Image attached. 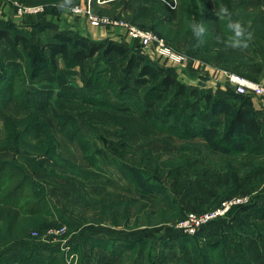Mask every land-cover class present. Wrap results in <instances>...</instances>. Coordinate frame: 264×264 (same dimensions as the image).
<instances>
[{"label": "rangeland", "instance_id": "rangeland-1", "mask_svg": "<svg viewBox=\"0 0 264 264\" xmlns=\"http://www.w3.org/2000/svg\"><path fill=\"white\" fill-rule=\"evenodd\" d=\"M89 1L98 16L149 29L179 51L192 47L182 36L174 38L170 34L172 41L165 37L169 35V14L147 0L150 9L163 16L166 27L153 26L157 17L151 13L127 17L131 0H72V6L64 13L56 7L62 0H0V14L7 18L0 21V27L8 29L12 36L22 30L30 32L27 46L32 54L46 40H52L60 22L73 25L76 33L80 24L71 18L75 15L73 8ZM27 5L44 9L30 19L29 13L18 11ZM180 5L186 6L181 1ZM82 21L84 26L92 27L88 18L83 17ZM27 24L29 27H24ZM104 27L107 26L99 29ZM79 30L77 36L93 38V27ZM100 41L119 42L113 38ZM2 44L9 45L0 43V164L10 177L14 176L11 184L21 183L23 187L19 194H13L12 186L3 178L0 196L12 202L11 198H40L49 214L42 215L39 226L16 239L9 250L4 249L5 243L0 239V264H13L15 256L10 251L24 245L43 246L44 252L50 250L49 264H119L106 257L110 250L107 242L127 246L126 264H264V259H252L254 253H250L251 260L244 258L246 248L238 247L242 239L236 230V215L217 216L191 234L179 229V224L192 213L215 212L240 191L257 196L261 200L257 207H262L260 214L263 213L264 154H256L253 146L242 140H221L227 116L249 104L248 98H237L230 90L209 91L224 103L216 107L223 112H218L214 122L208 124L183 109L185 95H178L175 87L164 93L160 81L137 85V72L127 69L126 58L101 51L87 60L90 68L84 77L81 71L76 77L79 67L65 66L63 75L61 70L43 69L38 78L26 83L18 77L3 82L4 73L11 70L7 63L18 61L27 67L30 55L22 44L9 45V51ZM247 49L229 51L227 56H220L215 48L199 53L220 61V65L236 63L232 71L244 72L249 61L242 56H248ZM15 52L18 56H12ZM4 56L12 57L5 60ZM159 74L163 76V70ZM67 86H74V92H69ZM26 89L32 94L49 90L50 94L26 97ZM199 91L207 92L200 88ZM150 100L163 112V121L155 127L141 115ZM9 117L39 125L26 133L27 128L21 124L13 128L16 122ZM5 186L10 188L6 195L1 194ZM10 212L20 210L0 198V215ZM256 225L261 227L263 223ZM62 227L64 231L60 233L51 232ZM105 230L119 235L106 240L103 234H110ZM121 234H127L125 239L120 238ZM86 246H91L90 250ZM85 255L89 256L87 262ZM30 259L24 251L19 262Z\"/></svg>", "mask_w": 264, "mask_h": 264}, {"label": "trees", "instance_id": "trees-1", "mask_svg": "<svg viewBox=\"0 0 264 264\" xmlns=\"http://www.w3.org/2000/svg\"><path fill=\"white\" fill-rule=\"evenodd\" d=\"M180 1L186 5L185 7L184 5H181L183 10V22L177 29L168 26L169 35L167 33L165 37L169 38L168 36H170V34H173L174 38H177L179 36L184 37L183 41H185L187 44L192 45L189 50L196 56H203L199 52H205L204 50L211 51L214 48L215 50H218L220 52V56H227L229 51L231 52L235 50L225 47L223 43L218 42V40L215 38L216 30L212 26L208 13L198 12L200 0ZM215 2L217 7L219 5H226L232 12V19L242 20L246 27L247 20L252 21L249 30L256 31L253 29L255 26H258L257 24H259L257 16H250V19L239 17L237 12L235 11V8L233 7L232 0H215ZM203 4L205 6V1H203ZM163 20L157 18V22L155 21L153 26L166 27V23H164ZM193 21L202 22L206 28L205 35L200 39H197L191 31L190 26ZM219 21L224 33L227 34L225 35V39H227L230 33V30L227 28V18L224 20L219 19ZM224 21H226V23H224ZM171 39L172 38H169L170 41H172ZM2 40H5L12 47H17V45L22 44L24 52H27V55H30L28 56L29 62L27 67L25 63L18 61H9L7 63V66L11 70H7L4 73L6 74V76H4V78H1V81L3 80V82L10 80V78L13 80L14 78L18 77L20 80L26 83L30 80H35L36 78H38L40 72L43 69L56 71L58 68L59 56L62 58L66 67L71 68L79 66L84 77L86 69L90 68L87 64V60L89 58L95 56V54H97L99 51H101V53H103L104 55H109L112 52H116L121 57L126 58L128 70H136L137 74L135 76V84H143L144 86H147V84H150L151 82L160 81V85L164 87V93H167L171 89V87H175L176 93L178 95H185L183 109L189 111L190 113H193V116L200 117L201 120L208 124H212L214 122L215 116L218 112H223V110H216V107H219L224 103V100L222 98L217 97L209 92H205L204 94H202L199 91V88L196 87H188L177 77L168 74L158 66L147 62L143 56L139 55L136 52V50H133L126 45L114 41L103 42L88 38H77L65 33H59L56 34L52 38V40H46L41 48H38L35 52L30 54L28 53L29 49L27 46L28 39L20 33H16L12 36L8 29H0V42ZM205 58L209 59L207 57ZM162 70L164 73L163 76L159 74V72ZM8 71L10 72L7 73ZM87 87L90 88V84H87ZM153 89L156 90L157 88ZM230 91H233L235 94H237V98L246 99L248 97L245 96H249L237 93L234 88H231ZM45 93L50 94L49 90L37 91L34 94L37 95ZM23 94H27L26 97L35 98V95L32 94L28 89L24 90ZM36 98H38V96ZM10 99L16 100L17 98L12 97ZM18 101L19 100L17 99V102ZM38 105L39 107L44 106L43 104ZM208 109L212 110V112H208ZM162 113L163 112L162 110H159L157 103L153 100H150L147 102V107L144 109L141 115L147 122L155 127L157 122L163 121L161 119ZM10 119H12L14 123L16 122V125L13 128H16L17 124H21L24 126V129L27 128L25 130L26 133H28L33 127L34 130H36L39 125L34 121L33 123H31L26 119L15 120L9 117V120ZM31 124L33 126H31ZM10 130L12 132V129ZM236 139L242 140V142H246L249 145H252V151L256 152V154H264V135L262 129L256 118L249 115V113L243 110L242 107L238 108L234 114L227 116V123L223 132V138L221 140L228 141ZM5 169L6 168L3 167V164H0V183L4 178L5 181H7L9 185L12 186V193L19 194L23 185L21 183H15L12 185L11 180L14 176L10 177V175L5 172ZM7 189L10 188H7V186H5L1 194L6 195ZM237 194L244 193H241L240 191L234 195ZM0 198L1 201H3L5 204H13L20 210L19 213L10 212L3 217L0 216V239H2L5 243L3 246L4 249L9 250L17 241L16 239H22L24 237V234L28 230H30L32 227L39 226V224L42 222L41 216H45L49 213L47 210H45L46 204L42 203V200L40 198H24V200L11 198L12 200H14V202L9 201L7 198H3L1 196ZM259 202L260 199L257 196L252 195L251 200L248 203L233 206L228 213L231 215H236L235 217L237 218V216L242 212H245L248 209H253L255 206H257V204H259ZM245 217H248V212ZM240 219L242 220V215H240ZM256 224L257 223H255V225L251 223V226H254L255 231L262 230V226L260 227ZM15 231L16 236L13 235ZM30 261L31 260H27L25 262L20 261V263L28 264Z\"/></svg>", "mask_w": 264, "mask_h": 264}, {"label": "crops", "instance_id": "crops-1", "mask_svg": "<svg viewBox=\"0 0 264 264\" xmlns=\"http://www.w3.org/2000/svg\"><path fill=\"white\" fill-rule=\"evenodd\" d=\"M147 1L151 2V3L155 2L158 6L160 5L164 10H167V12L169 14V19H170V23L168 25L170 27L177 29L182 24V22H183V15H182L183 10H182V7L180 5V0H147ZM203 1H205V6L203 4ZM129 2H130V3H128L129 8L125 12L127 14V17H132L136 13H142V15H143V13L145 15H149V13H151L152 16L163 19V16H160V14H158L157 10L153 11L150 9L149 5L146 3L145 0H136V1L131 0ZM175 3L177 6L173 7ZM232 4H233V7L235 8V11L239 15V17H243L244 19H250L251 18L250 16H257L258 21H259V24H257L258 26L257 27L255 26L253 29L256 31H252L254 34V39L249 44L251 48L247 49L246 53L248 56H242V58L244 60L249 61L247 68L243 69L246 71H244V72L240 71V72H235V73H239V74L244 75L250 79H253L255 81H258V82L264 84V57H261V56H264V0H232ZM216 7H217V5H216L215 0H200L199 6H198V12L199 13L200 12L201 13H203V12L208 13L210 21L212 23V26L216 30V34H215L216 39H217L218 35L223 36L225 38L226 37L225 35H227V34L224 33V31L220 25L219 18L217 16H215L214 12H213L214 8H216ZM63 13H64V10H63ZM25 15L26 14H22V16H25ZM29 15H30L29 17L31 19V17L38 16V13H29ZM11 16H13V12L10 13V17ZM18 16H20V15H18ZM83 17L85 19L87 18V16L85 14H76V13H75V15H72V17H71L73 20L79 21V22H77L78 25L80 24V27L76 28V29H78V31L76 33H74L75 30H74V27H72L73 25L67 26L65 21H64V22H60L58 24L59 30H56L54 32L52 38L56 34H59V33H65V34H68L70 36L77 37V38H84L81 36H77L79 34V32L81 31L79 29L91 30L93 27V29H94V30H92V32L94 33L93 38H92L93 40L100 41V39L103 40V38H104V40L107 38L116 39L119 41L117 43L126 45V46L130 47L131 49L136 50V52L139 55L143 56L147 62L152 63L155 66H158L159 68L163 69L166 73L177 77L182 82L189 84L191 87L200 88V89L205 90L207 92L213 91V90L228 92V90H230L232 88V86H230V84L228 82V74L232 73V72L234 73V71H232V67L237 66L238 64H236V63H225V64L220 65L221 62L220 61L217 62L216 59H206V58H203L201 56H196L190 50L184 51V52L179 51V50H176L173 47V45H170L171 46L170 47L166 43L171 48V50L173 52H175L177 54H181L183 56L182 59H177V58L170 56L169 54H165L163 52H160L156 46H143L139 39L134 38L130 35L128 28L126 26L125 27H123V25H120V26H117V25L95 26V25L91 24V22H90L92 27H88V26H84L83 21H82ZM192 17H194V16H192ZM5 18H6V16L4 14H2V16L0 14V21L3 22ZM81 24H82V26H81ZM126 24H128V23H126ZM251 24H252V21L247 20V27L250 26ZM103 26H107V27H104L105 29L104 28L99 29L100 27H103ZM134 26H137V25L135 24ZM1 27H3V26H1ZM1 27H0V29H2ZM24 27H29V25L27 24ZM21 32L20 33L22 35H24L25 37H27V38L30 37V34H31L30 32H25V30H22ZM82 33H84V32H82ZM260 34H261V36H260ZM117 35H119V36H117ZM230 35H231V32L229 33V36ZM88 39H90V38H88ZM3 41H5V40H2L1 42H3ZM168 43H170V42L168 41ZM2 45H3L2 47L6 51H9L8 50L10 48L9 45H8L9 48L7 47L6 44H2ZM17 53L15 52V55H12V56H18L19 53L18 54ZM12 56H4V59L10 60V58ZM15 59L20 60L19 58H15ZM64 67H65V64H64L62 58L59 56L58 57L57 71L61 70V75H63V73H64V72H62L65 69ZM76 67H79V66H76ZM79 69H80V67H79ZM46 70L50 71V69H46ZM65 70H67V69H65ZM79 71H81V69L77 70V74H76L77 76L76 77H78ZM58 75H60V74H58ZM79 75H80V73H79ZM222 87H224V88H222ZM66 89L69 92H74L73 89H75V87L74 86H72V87L67 86ZM245 97H248V99L250 100V103L244 105L242 108H243V110L248 112L249 115L256 118V120L258 121V123L262 129L263 135H264V95H261V96H245ZM126 191H127V187L124 188V192H126ZM262 197L264 200L263 195H262ZM54 200L58 201L59 199L55 198ZM259 203H261V200ZM262 203L264 204V202H262ZM260 209H263V208L255 206L253 209H248L245 212H242L235 219L237 222V224H235L237 233L242 239V240L239 239L238 247L241 248V250H242V248L247 249V250L245 249V251H243V253L245 252L244 258L247 260H251V257H250L251 254L250 253L255 254V258H252V259L259 260V261H261V259H264V210H263V213L260 214ZM247 212H248V217L246 218L245 215L247 214ZM240 215H242V220L240 219ZM245 220L247 221V223ZM253 221H256L257 223L260 221L261 223H263V226L261 227L262 230H260V231L256 230L255 231L254 226H251V223H253ZM105 232L110 234V235L103 234L104 237H107L106 240L110 239L109 237L119 235L118 232L112 233L111 230H105ZM120 233H122V232H120ZM138 235H136V236H138ZM126 236H127V234H121L120 238L125 239ZM241 242H243L242 245H241ZM105 245H107L108 248L110 249L108 252V256H106V257H109L108 259L110 261H113V262L119 263V264H122V263L126 264V262H127L126 261L127 260V254H126L127 252H125V250L127 248L126 245H110V243H108V242ZM240 245H241V247H240ZM90 247L91 246H86V248H88L89 250H90ZM94 247L95 246H93V248ZM15 248H16V246L13 248V250L10 251L15 256L13 264H20L19 257L24 253V251H27L28 255L32 258V259H30L31 261L28 264H49V262L47 263V260H48V257L50 255V253H49L50 250L48 252H44L43 246H30V245H28L26 247V245H24V247L17 249L16 251H15ZM93 248H92V252H94ZM103 249L106 250V248H103ZM161 249H163V247H161ZM56 251H58L60 253V250H56ZM76 251H77V249H76ZM78 251H79V249H78ZM83 252L87 253L88 251L83 249ZM44 256H46V257H44ZM88 257H89L88 255L83 256V258L86 262L88 260ZM263 262H264V260H263ZM82 263L85 264L84 261Z\"/></svg>", "mask_w": 264, "mask_h": 264}, {"label": "built area", "instance_id": "built-area-1", "mask_svg": "<svg viewBox=\"0 0 264 264\" xmlns=\"http://www.w3.org/2000/svg\"><path fill=\"white\" fill-rule=\"evenodd\" d=\"M176 5V4H175ZM43 7L40 6H21L18 11L21 13L25 11V13H39L43 10ZM74 13L76 14H85L87 18L90 20L91 24L95 26L99 25H123L128 28L130 35L134 38H137L141 41L143 46H156L160 52L165 54H169L170 56L182 59L183 56L181 54H177L171 50V48L166 44L165 40L157 35L155 32L140 28L134 25L126 24V22L122 20H113L108 17H101L96 15L93 12V7L89 3L76 6L73 8ZM228 82L232 88L235 89L237 93L245 94L249 96H261L264 95V84L250 79L244 75L239 73H229L228 74ZM251 200L250 195L248 194H237L229 199L225 200L221 206V208L217 209L215 212L212 211L204 213V214H196L192 213L189 215L182 223L179 224V229L186 234H191L197 232V230L208 223L210 220L217 216L225 215L229 212V210L236 205L246 204ZM55 231L56 233H60L64 231V227L57 228L55 230H51V232Z\"/></svg>", "mask_w": 264, "mask_h": 264}, {"label": "clouds", "instance_id": "clouds-1", "mask_svg": "<svg viewBox=\"0 0 264 264\" xmlns=\"http://www.w3.org/2000/svg\"><path fill=\"white\" fill-rule=\"evenodd\" d=\"M72 6V0H62L56 5L61 10H66ZM214 15L220 20L227 18V28L231 35L225 39L223 36H217V40L223 43L225 47L235 50H245L249 47L250 42L254 39V34L250 31V26L246 27L241 20L232 19V12L226 5H219L213 10ZM191 31L197 39L202 38L206 33V28L202 22L193 21Z\"/></svg>", "mask_w": 264, "mask_h": 264}]
</instances>
